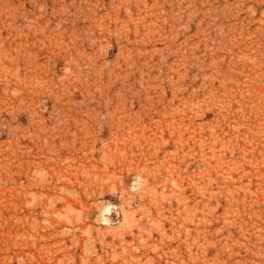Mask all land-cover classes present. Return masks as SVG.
I'll return each instance as SVG.
<instances>
[{
  "label": "rangeland",
  "instance_id": "rangeland-1",
  "mask_svg": "<svg viewBox=\"0 0 264 264\" xmlns=\"http://www.w3.org/2000/svg\"><path fill=\"white\" fill-rule=\"evenodd\" d=\"M0 264H264V0H0Z\"/></svg>",
  "mask_w": 264,
  "mask_h": 264
}]
</instances>
